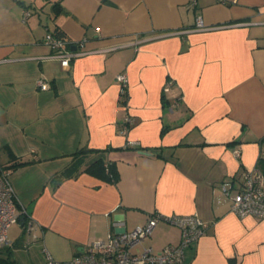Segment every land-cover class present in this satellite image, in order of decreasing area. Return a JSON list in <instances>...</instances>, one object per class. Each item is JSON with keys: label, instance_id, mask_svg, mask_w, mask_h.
Segmentation results:
<instances>
[{"label": "crops", "instance_id": "obj_1", "mask_svg": "<svg viewBox=\"0 0 264 264\" xmlns=\"http://www.w3.org/2000/svg\"><path fill=\"white\" fill-rule=\"evenodd\" d=\"M47 32L86 52L61 66ZM17 159L0 261H67L115 220L196 213L180 264H264V217L230 211L240 172H264V0H0V169ZM98 159L114 179L85 170ZM179 239L161 219L132 251Z\"/></svg>", "mask_w": 264, "mask_h": 264}, {"label": "built area", "instance_id": "obj_2", "mask_svg": "<svg viewBox=\"0 0 264 264\" xmlns=\"http://www.w3.org/2000/svg\"><path fill=\"white\" fill-rule=\"evenodd\" d=\"M27 14L25 12V15ZM195 28H206L200 16L196 18ZM43 40L52 50L51 56L59 60L63 67L69 66L73 58L86 52L84 39L69 42L47 32ZM116 79L120 85L121 95L125 96L128 84L126 74L119 73L116 75ZM36 84L40 89L50 86L41 78L37 80ZM170 88L171 82L167 81L163 86V92H169ZM123 119L122 131L126 132L132 118L129 114H125ZM231 188H233L232 182L225 181L221 184V189L225 194H229ZM13 194L7 173L0 169V245L8 242V228L19 219ZM230 211L239 217H264V172L260 168L253 167L240 172L235 193L231 196ZM161 219H166L179 227L180 239L178 243L168 244L159 251H154L151 246H148L139 252H133L132 248L149 237ZM112 225L114 231L108 232L104 237L91 240L87 243L86 249L67 261H56L47 254V264H180L183 260L184 249L203 236L208 227V223L196 213L166 216L153 213L144 224L135 226L131 230L122 228V220H115ZM31 228L32 223L30 222L27 229Z\"/></svg>", "mask_w": 264, "mask_h": 264}, {"label": "trees", "instance_id": "obj_3", "mask_svg": "<svg viewBox=\"0 0 264 264\" xmlns=\"http://www.w3.org/2000/svg\"><path fill=\"white\" fill-rule=\"evenodd\" d=\"M27 162L28 161H24L22 159H17L11 165L5 166V168H1V171L7 173L8 170L14 169L17 166L25 164ZM85 170L95 173V174L102 173L106 175L107 177L114 179V175L112 173V169L110 167L109 161L104 162L102 159H98L96 161L89 163L85 167ZM98 170H100V172ZM0 264H14V262L10 259H3L0 261Z\"/></svg>", "mask_w": 264, "mask_h": 264}, {"label": "water", "instance_id": "obj_4", "mask_svg": "<svg viewBox=\"0 0 264 264\" xmlns=\"http://www.w3.org/2000/svg\"><path fill=\"white\" fill-rule=\"evenodd\" d=\"M72 48H75L74 46H72ZM20 220H23V217L20 218Z\"/></svg>", "mask_w": 264, "mask_h": 264}]
</instances>
